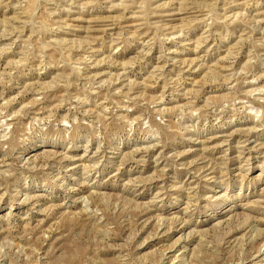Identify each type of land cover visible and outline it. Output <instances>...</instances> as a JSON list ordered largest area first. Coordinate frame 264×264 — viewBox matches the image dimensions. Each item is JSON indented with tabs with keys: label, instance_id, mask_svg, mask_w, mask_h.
Listing matches in <instances>:
<instances>
[{
	"label": "rangeland",
	"instance_id": "obj_1",
	"mask_svg": "<svg viewBox=\"0 0 264 264\" xmlns=\"http://www.w3.org/2000/svg\"><path fill=\"white\" fill-rule=\"evenodd\" d=\"M0 264H264V0H0Z\"/></svg>",
	"mask_w": 264,
	"mask_h": 264
}]
</instances>
